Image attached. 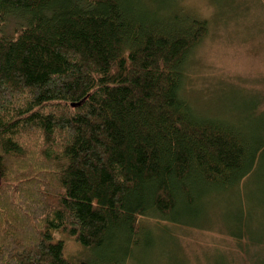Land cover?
<instances>
[{"label": "trees", "instance_id": "1", "mask_svg": "<svg viewBox=\"0 0 264 264\" xmlns=\"http://www.w3.org/2000/svg\"><path fill=\"white\" fill-rule=\"evenodd\" d=\"M209 29L178 0H0V264H71L54 231L97 252L80 264H126L145 220L241 192L264 164L263 95L239 118L195 109Z\"/></svg>", "mask_w": 264, "mask_h": 264}, {"label": "rangeland", "instance_id": "2", "mask_svg": "<svg viewBox=\"0 0 264 264\" xmlns=\"http://www.w3.org/2000/svg\"><path fill=\"white\" fill-rule=\"evenodd\" d=\"M220 2L178 0L210 25L189 59L184 93L202 113L239 118L250 112L256 91L264 108V0ZM14 27L11 20L4 30ZM202 203L201 212L181 215V223L145 220L143 241L126 264H264V164L240 193L209 195ZM54 235L71 264L96 260L95 250L63 232Z\"/></svg>", "mask_w": 264, "mask_h": 264}]
</instances>
